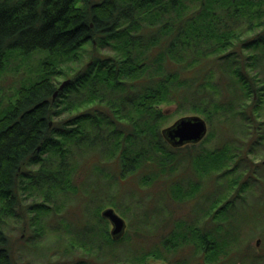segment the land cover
Segmentation results:
<instances>
[{
  "label": "trees",
  "instance_id": "trees-1",
  "mask_svg": "<svg viewBox=\"0 0 264 264\" xmlns=\"http://www.w3.org/2000/svg\"><path fill=\"white\" fill-rule=\"evenodd\" d=\"M15 50L48 60L0 115V264L25 256L10 236L16 229L28 231L26 249L41 264H144L188 244L204 264L220 255V264H264V197L242 196L264 191V164L247 159L264 142V0H0V66ZM59 78L69 84L60 89ZM165 104L203 115L207 138L215 119L228 129L212 150L175 148L162 133ZM211 165L215 177L224 170L214 190L195 186L206 174L199 167ZM188 168L191 191L182 190ZM143 172V184L167 178L151 207L166 212L181 191L205 206L197 203L194 219H173L160 247L117 254L123 240L100 210L116 200L108 190L120 193Z\"/></svg>",
  "mask_w": 264,
  "mask_h": 264
},
{
  "label": "rangeland",
  "instance_id": "rangeland-1",
  "mask_svg": "<svg viewBox=\"0 0 264 264\" xmlns=\"http://www.w3.org/2000/svg\"><path fill=\"white\" fill-rule=\"evenodd\" d=\"M47 56L48 55L45 52H35L29 56H25L24 54L20 53L18 50L10 51L8 53L5 62H3L2 65L0 66V115L4 114L3 111L9 109V105L12 103L13 98L19 87L26 86L32 83L33 81H35L37 78H39L40 73L44 66L43 62L46 59L48 60ZM60 62L63 65L62 68L64 71L69 70V68L72 66V63L67 59H62ZM58 81L63 83L64 80H62V78H59ZM162 108L165 110V115L167 116L166 122L162 129L168 126H171L178 119L185 117V116L198 115L204 118L203 115L197 114L194 111H191L187 108L180 109L178 108L176 104H165ZM219 117H222V116L219 114ZM213 125H214L213 134L212 135L210 134V137L207 138L209 135V129L211 130V125L207 122L208 133L205 138L209 140L207 142H205V139L201 141L200 144L198 145L199 149L200 147H206V149L208 148L211 150L216 148L218 145V142L222 140L221 139L222 135H224L222 131L224 132V130L228 129L226 126L229 125V122H224V119L220 118L219 121L218 119H215ZM219 126L220 127L225 126V128L220 130L218 128ZM247 159L249 161L251 160L252 162H256V163H263L264 161V142L262 143V145H260L255 150V153L253 155L250 154L247 157ZM199 168L201 169V171H204V172L206 171V174L203 176V174L199 173L198 178L200 181L195 182L194 180H191L192 171L190 170V168H188L186 170V173H190V174L186 175V178H185L186 180L184 181V183H182V186H183L182 190H188V189L190 190V188L192 187L188 186L187 183L192 182V181H194L195 183H198V184H194L195 186L202 184L204 188L210 185V188L208 190L209 191L214 190L215 179L217 178V181H219L220 176L218 174L223 173L224 170H218L216 172V177H215V169L213 168L212 165L207 168L206 167H199ZM183 171L184 169L182 168L178 174L182 173ZM143 173L132 175L128 177L125 181H123L121 183L120 193L118 192V190H115V189L108 190L110 193L117 194V195H114V197L111 199V200L113 199H116V200H114L112 204H109L108 197H107V201L105 202L107 203V205L104 208H101L100 210L101 211L100 215H101L103 210L107 208H113L116 211V213H118L126 222V229H125L124 235L120 239H116L118 241L123 240L122 242L116 245L117 254L122 255L124 252H128L129 250H131L132 252H137V253H145V254L149 253L150 251L154 250L156 247H160L159 244L162 243V240L168 234L167 231L169 230V228H173L174 226L173 219L177 220L178 222L183 221V220L189 221L191 219H194L198 216L197 214H198L199 207H200V206L199 207L197 206V203L198 204L200 203L202 206H205L204 200L201 197L199 198L196 196L197 192L192 195H189L190 196L189 198L187 197V199L185 198L183 200L182 191H181L180 195L177 194L181 197H178V198L175 197L174 200L176 201L172 200L171 198H168L170 205L168 208H166V212L167 213L172 212V214L168 215L166 212L163 211V209L160 210V207L163 205L162 203L156 205V208L151 207V204H152L151 202H152L153 197L157 196L155 195V193H157L158 189H161L160 188L161 186L163 185L165 186V184H167L165 182L163 183V180L167 181V178H165L166 176H163L161 182L159 181V182H156V183L154 182L151 184H143L141 182V178L143 177V175L146 174V173L144 174ZM232 173H239V170L236 171L234 169ZM245 175H243V178H245L244 177ZM167 176L169 180L170 178H172L168 174ZM108 182L109 181H107V183ZM252 187L251 189L245 191L242 194V196H244L245 198H248V200H251V201H254L255 199L259 200L261 196L264 197V191L262 190L261 186L256 187V189ZM238 190L239 189H237V191ZM234 191H236V189H234L232 192ZM240 200H242V198L237 199V201L239 202ZM165 216L168 220H165ZM50 217L51 215L43 217L44 222H42L44 226L47 227L48 229L52 228L51 226L52 219ZM144 219L145 221H142ZM154 221H156L157 223H154ZM159 221H163L165 225H167L166 230L162 228L161 226H158L159 223H162ZM15 225L16 224H14V226ZM11 227H13L12 222H11ZM62 229L64 230V228ZM108 229H109L108 230L109 232L112 229L110 222L108 224ZM63 230L61 231V236H63L65 239L70 238V235L67 234ZM145 231L147 233L148 232H151V233L143 234V233H146ZM27 233L28 231L25 232L24 234H21V231L16 229L10 235L14 241V246H15V250L17 251V254L21 250H23L25 254V256L17 255V257L18 256L20 257V259L18 260L19 264H24V263H27L28 261H31L30 264H41V263H38L40 259L38 261H32V255L30 254V251H27L26 249L25 243L28 237L26 235ZM47 234L49 235L48 237L53 236V238H55V235L52 232L49 231L47 232ZM127 235H129V237ZM19 237L22 238V241H19ZM125 237H128V238H125ZM258 240H261V238L256 236L254 239L250 241V244L256 249H259V247L261 246V241H260V244L257 245ZM137 242H139V247H136ZM164 244L168 245L169 243H167V241L165 240ZM142 245H144V247H141ZM161 248L163 249V247ZM164 251L165 250L163 249V252ZM168 256H167V259L160 258V257L159 258L149 257L147 259V262L144 264H175V263L204 264L203 263L204 261H202L203 258L201 257L200 254L197 253L196 248L192 246V244H188L187 246L180 248V250L177 251V254L172 256L171 259H169ZM182 258H184V260ZM218 259L219 261L212 262L210 264H220L225 260V257L220 255Z\"/></svg>",
  "mask_w": 264,
  "mask_h": 264
},
{
  "label": "water",
  "instance_id": "water-1",
  "mask_svg": "<svg viewBox=\"0 0 264 264\" xmlns=\"http://www.w3.org/2000/svg\"><path fill=\"white\" fill-rule=\"evenodd\" d=\"M67 84H69V81L63 82L60 89ZM162 133L171 146L179 148L203 141L208 133V126L206 120L198 115L185 116L178 119L171 126L164 128ZM101 216L110 222L112 237L120 239L125 233V220L113 208L103 210ZM260 241H257V245L260 244Z\"/></svg>",
  "mask_w": 264,
  "mask_h": 264
},
{
  "label": "flooded vegetation",
  "instance_id": "flooded-vegetation-1",
  "mask_svg": "<svg viewBox=\"0 0 264 264\" xmlns=\"http://www.w3.org/2000/svg\"><path fill=\"white\" fill-rule=\"evenodd\" d=\"M187 145H191V144H187ZM187 145L183 146V147H186ZM179 148H182V147H179ZM185 258V257H184ZM184 258H182L184 260ZM181 264V263H180Z\"/></svg>",
  "mask_w": 264,
  "mask_h": 264
}]
</instances>
